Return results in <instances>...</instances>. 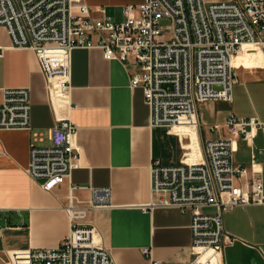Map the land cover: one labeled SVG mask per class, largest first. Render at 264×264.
<instances>
[{
    "label": "crops",
    "instance_id": "obj_1",
    "mask_svg": "<svg viewBox=\"0 0 264 264\" xmlns=\"http://www.w3.org/2000/svg\"><path fill=\"white\" fill-rule=\"evenodd\" d=\"M82 2L95 17L104 10L122 22L123 9L144 0ZM0 47L5 49L0 90L29 88L32 101L30 129L0 130V264H28L33 251L57 249L71 232V198L85 207L95 191L104 190L111 193L109 206L91 211L89 223L114 264L192 261L190 212L144 209L152 201L153 163L176 167L203 162L204 143L228 138L225 124L232 116L264 124V54L246 46L234 61L232 101L202 103L199 127L171 129L151 126L143 90L131 85L135 69L129 63L107 61L99 49H77L72 53L71 91L64 95L55 81L48 85L36 54L12 48L3 28ZM64 120L78 127L74 144L79 167L70 181L47 192L29 176L30 150L49 147L51 130ZM214 126H220V132L212 133ZM253 134L250 142L238 140L235 163L249 170L243 182L259 179L264 186V130L254 129ZM203 212L215 215L217 209ZM223 217L234 241L223 251L222 261L215 250L206 251V257H213L214 264H264V206L236 207Z\"/></svg>",
    "mask_w": 264,
    "mask_h": 264
},
{
    "label": "built area",
    "instance_id": "obj_2",
    "mask_svg": "<svg viewBox=\"0 0 264 264\" xmlns=\"http://www.w3.org/2000/svg\"><path fill=\"white\" fill-rule=\"evenodd\" d=\"M96 13L100 17L82 0H0V28L7 31L12 48L36 54L48 85L55 81L64 95L71 91L72 53L77 49H99L107 61L129 63L135 69L131 85L143 90L152 127H192L193 119L199 127L200 104L232 101L234 61L244 48L264 54V0H144L125 7L122 22L104 10ZM4 52L0 47V58ZM31 111L29 88L0 90V130L30 129ZM257 128L264 130V124L232 116L225 124L228 138L204 143L203 162L176 167L153 163L152 201L144 209L190 212L194 258L185 264H214L205 254L210 249L222 261L234 241L226 232L224 213L264 206L262 181L243 182L249 170L235 163L238 140L250 142ZM220 130L211 128L212 133ZM77 132L71 121H60L51 130L49 147H31L28 173L45 191L70 181L79 167ZM110 197L109 190L95 191L85 207L71 198L69 237L57 249L33 251L28 264H114L89 223L91 211L108 207ZM205 208L217 213L205 214ZM143 253L150 255L148 249Z\"/></svg>",
    "mask_w": 264,
    "mask_h": 264
},
{
    "label": "bare ground",
    "instance_id": "obj_3",
    "mask_svg": "<svg viewBox=\"0 0 264 264\" xmlns=\"http://www.w3.org/2000/svg\"><path fill=\"white\" fill-rule=\"evenodd\" d=\"M189 123H190L191 125H195V121H194V119H193V120H190ZM181 127H182V126H181ZM210 250H212V249H210ZM207 251H209V250H207Z\"/></svg>",
    "mask_w": 264,
    "mask_h": 264
},
{
    "label": "rangeland",
    "instance_id": "obj_4",
    "mask_svg": "<svg viewBox=\"0 0 264 264\" xmlns=\"http://www.w3.org/2000/svg\"><path fill=\"white\" fill-rule=\"evenodd\" d=\"M207 1H212V0H207Z\"/></svg>",
    "mask_w": 264,
    "mask_h": 264
}]
</instances>
